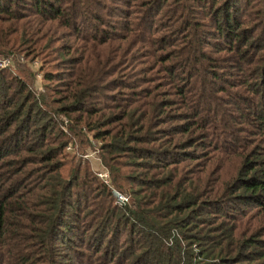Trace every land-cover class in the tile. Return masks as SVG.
Listing matches in <instances>:
<instances>
[{
  "label": "trees",
  "instance_id": "16d2710c",
  "mask_svg": "<svg viewBox=\"0 0 264 264\" xmlns=\"http://www.w3.org/2000/svg\"><path fill=\"white\" fill-rule=\"evenodd\" d=\"M156 17H169L175 30L151 36ZM63 30L82 48L90 42L92 53L71 60L65 43L55 46L79 66L58 78L62 95L43 102L58 105L55 126L58 114L75 112L103 140L99 151L115 181L126 179L116 160L124 155L139 171L138 188L117 204L80 164L61 174L64 143L51 119L0 69V264H264V0H0V54L16 44L52 49ZM132 37L136 54L149 47L158 54L123 52ZM113 42L128 60L145 59L131 79L152 84L140 95L134 83L106 80L128 92L108 106L124 99L122 110L105 114L84 99L101 89L104 80L88 69ZM223 69L234 72L222 80ZM215 92H225L227 105ZM190 162L199 170L186 175ZM89 183L93 194L81 203L74 189L89 191ZM202 216L221 221L204 229Z\"/></svg>",
  "mask_w": 264,
  "mask_h": 264
},
{
  "label": "rangeland",
  "instance_id": "374dc122",
  "mask_svg": "<svg viewBox=\"0 0 264 264\" xmlns=\"http://www.w3.org/2000/svg\"><path fill=\"white\" fill-rule=\"evenodd\" d=\"M257 13L253 12L250 15V18L253 19L256 18ZM160 20L158 22V17H156L153 20L152 25H150V35L153 37L162 36L163 34L167 33V30H173L174 25H172L173 20L167 24V20ZM255 22V21H253ZM252 22V23H253ZM208 28V27H206ZM179 30V29H178ZM65 32V33H64ZM109 31H104L103 35L107 34ZM142 30H137V36L141 35ZM70 31L69 30H63V33L61 36L62 39L58 40L57 42L53 43L52 49H45L44 51L40 52L37 50H33L30 45L26 46H18L17 44L11 48L8 49L7 53L0 54V69H3L4 74L6 77H16L20 79L27 87V89L30 91L34 99L38 100V103L40 106H42L43 110L47 113L48 117L51 119V125L53 126V134L55 135L54 138L58 140L59 142L64 143V147L61 150V154L58 156L59 159L58 163L60 164V173L64 176L67 175V172L69 168L74 166L76 163L80 164L82 167H80V171L84 170L86 168L87 173L91 174L92 177H95L97 182L102 183L106 189L110 192V197L113 198L115 201L114 196L112 195L113 192L120 193L121 195L126 197V200L128 202L129 196L128 193L130 190H134L138 188L137 185H134V178H136V173L139 172L138 169L131 167L128 165V159L124 157V155H117L116 160H118L119 163V172H123L126 179L125 180H114V172L112 171V174H110L108 167L105 165V160H102L103 154L100 153L99 147L102 146L101 143L103 142L102 139H94L91 133V129L84 125L82 123V120L80 122H76L74 120V116L77 113H70L66 115H59L57 116L58 124L53 123V119L51 118V112H54V109L58 106L56 103H51L50 105L46 106L44 104V100H51L57 99L58 96L62 95L63 91H60V83L62 81H57L59 77H63L66 80H68L70 77L67 76V73L70 72L71 76L75 75V70L79 66L78 63H69L67 62L65 57H62L60 52H56L55 46H57L60 43H65L66 46L71 50L69 52L70 56H74L71 58H77L78 60L82 58V56H88L92 53L90 42H88L85 46V48H82L80 45L82 42L72 36H69ZM122 48L124 49L123 52H129L133 58H141L143 56L144 52H147L149 54L154 52V55L158 54V52H155V47H149L145 51H143L140 54H136L137 51L134 50L135 46V40L132 37V41L128 43H122ZM93 49H96V46L93 47ZM34 51V52H33ZM126 53L122 54L121 48L117 46L115 42L111 43L110 46H107L102 51V59L99 61V64L96 66H93L89 68V72L92 76L96 77L97 80H104L101 82L102 87L99 91L97 89L94 91L88 90L86 92V97L84 99V102L86 105L94 106L98 109H100V112L108 114L113 110V112H116L119 110H122L124 106L126 105L124 99H120L118 102L117 109H111L108 106H111L114 101L111 99L113 97L115 98H122L127 95L128 90L123 87L115 88L112 85L109 84L106 80H111V78H114L117 76V78H114V80L118 83L122 82H131L136 85L134 88L135 91L138 94H142L145 92V90L151 86L152 83H141L139 84L137 82L138 78L131 79L132 76L135 74L136 69L142 67L145 65V59H141L140 61L134 60H128ZM130 62V65L128 64ZM140 62V63H139ZM222 61H219L221 63ZM115 63V64H114ZM113 64V65H111ZM115 66H120L118 75L110 74L109 71H113ZM132 66V69L130 68ZM219 70V69H218ZM228 70V69H227ZM231 71L228 72H234L233 69H229ZM43 72H49L52 74V78L50 79H43ZM219 74H222V76L226 75L228 72L223 69L222 71H218ZM226 72V73H225ZM122 74H127L126 77H122ZM135 77H139L140 74H135ZM156 80L155 82L157 86L160 85L161 79L163 78L162 73L157 72L156 74ZM230 78V77H229ZM225 79V76L222 80ZM94 83H89V86L92 87ZM220 84H222L220 82ZM144 86V87H143ZM222 86V85H221ZM144 88V89H142ZM161 88H164L161 87ZM234 90V89H232ZM216 96L220 99V102L222 105H227L226 101L228 100L227 95L225 92L223 93H217L215 92ZM159 98V97H158ZM157 98V99H158ZM226 98V99H225ZM41 99V102H40ZM225 99V102L223 101ZM51 102V101H50ZM95 102H98L96 104ZM56 114V112H54ZM84 118V117H83ZM57 122V121H56ZM112 125H106L103 128L111 127ZM155 126V125H154ZM161 127V126H160ZM160 127H153L152 130H158ZM60 131V134H59ZM169 135V132L167 133ZM77 161V162H76ZM122 164V165H121ZM197 162H190L189 166H187V169L184 170V174H188L189 172H197L198 166ZM82 169V170H81ZM106 171L107 177L106 178H100L96 174L100 171ZM82 173L78 175V177H81ZM78 182L77 180L75 183ZM91 182V181H90ZM89 191H86L83 187V189L75 188V192H77L81 197H78L80 199V202H84V200L88 198L93 192H91V189L93 188V183H89ZM116 202V201H115ZM117 204H121L116 202ZM235 206L240 207L237 203H234ZM223 206V205H222ZM220 209L225 210V206ZM207 210V209H206ZM207 212H212V209H208ZM211 214V213H210ZM210 216V215H208ZM204 222L202 223L201 228H212L216 225L219 221H221L218 217H201ZM80 224V223H77ZM78 234V231L77 233ZM126 237V231H123L119 238V243L121 245L126 244L124 241ZM86 235L78 239L73 238V247L74 249L80 248V240L85 239ZM71 249L66 250L64 252H70Z\"/></svg>",
  "mask_w": 264,
  "mask_h": 264
},
{
  "label": "built area",
  "instance_id": "2783aa9c",
  "mask_svg": "<svg viewBox=\"0 0 264 264\" xmlns=\"http://www.w3.org/2000/svg\"><path fill=\"white\" fill-rule=\"evenodd\" d=\"M96 175L98 177H100V178H106L107 177V172L105 170L102 171V172L99 171ZM112 195L114 196L115 201L118 202V203H125L127 201L126 197L121 195L120 193L113 192Z\"/></svg>",
  "mask_w": 264,
  "mask_h": 264
}]
</instances>
